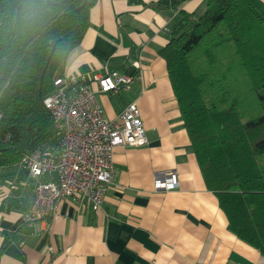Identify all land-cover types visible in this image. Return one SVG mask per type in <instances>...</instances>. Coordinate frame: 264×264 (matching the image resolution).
I'll return each mask as SVG.
<instances>
[{"label":"crops","instance_id":"obj_1","mask_svg":"<svg viewBox=\"0 0 264 264\" xmlns=\"http://www.w3.org/2000/svg\"><path fill=\"white\" fill-rule=\"evenodd\" d=\"M170 2L95 0L90 7L63 72L136 74L128 88L98 98L110 119L135 101L147 143L115 149L114 181L98 212L61 201L55 218L25 221L34 178L18 162L0 166V264H264V254L229 229L184 126L159 52L176 12ZM180 6L187 12L205 8L204 0ZM171 169L178 186L154 189L155 174Z\"/></svg>","mask_w":264,"mask_h":264},{"label":"trees","instance_id":"obj_2","mask_svg":"<svg viewBox=\"0 0 264 264\" xmlns=\"http://www.w3.org/2000/svg\"><path fill=\"white\" fill-rule=\"evenodd\" d=\"M184 1L170 2L159 52L206 186L229 229L264 254V2L204 0L187 12ZM94 2L0 0V166L52 139L43 98Z\"/></svg>","mask_w":264,"mask_h":264},{"label":"built area","instance_id":"obj_3","mask_svg":"<svg viewBox=\"0 0 264 264\" xmlns=\"http://www.w3.org/2000/svg\"><path fill=\"white\" fill-rule=\"evenodd\" d=\"M133 65L139 67V60ZM136 76L129 71L106 69L92 75L63 72L54 78V90L43 98L52 117L53 137L18 161L34 178L25 221L55 218L61 201L76 210H101L115 177V149L144 145L147 137L135 101L128 102L118 118L110 119L104 114L98 94L126 89ZM177 186L174 169L157 172L153 178L156 190Z\"/></svg>","mask_w":264,"mask_h":264},{"label":"water","instance_id":"obj_4","mask_svg":"<svg viewBox=\"0 0 264 264\" xmlns=\"http://www.w3.org/2000/svg\"><path fill=\"white\" fill-rule=\"evenodd\" d=\"M51 54H52V49H51V51H50V53H49V56H48V58H47V61H46V64H45V66L47 65V63H48V61H49V59H50V57H51Z\"/></svg>","mask_w":264,"mask_h":264}]
</instances>
